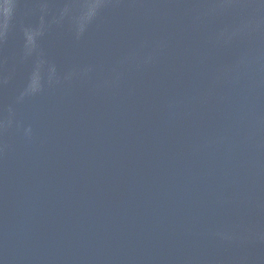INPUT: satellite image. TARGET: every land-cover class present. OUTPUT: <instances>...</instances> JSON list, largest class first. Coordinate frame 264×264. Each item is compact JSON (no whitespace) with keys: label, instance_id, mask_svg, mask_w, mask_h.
<instances>
[{"label":"water","instance_id":"obj_1","mask_svg":"<svg viewBox=\"0 0 264 264\" xmlns=\"http://www.w3.org/2000/svg\"><path fill=\"white\" fill-rule=\"evenodd\" d=\"M0 264H264V0H0Z\"/></svg>","mask_w":264,"mask_h":264}]
</instances>
